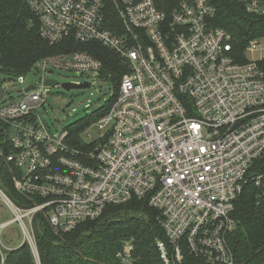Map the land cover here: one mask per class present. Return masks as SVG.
Here are the masks:
<instances>
[{"label": "built area", "instance_id": "1", "mask_svg": "<svg viewBox=\"0 0 264 264\" xmlns=\"http://www.w3.org/2000/svg\"><path fill=\"white\" fill-rule=\"evenodd\" d=\"M109 1L120 28L108 25ZM239 1L264 13V0ZM27 2L50 44L99 42L120 54L128 71L95 122L104 132L86 141H96L90 150L70 145L68 130L53 135L37 111L48 101L49 67L101 72L103 62L87 51L44 57L41 83L0 107V171L7 164L15 190L33 200L18 205L0 183V200L13 214L0 222V264L16 248L4 238L13 223L24 234L21 245L38 256L37 213L48 212L57 231H70L135 198L160 212L162 264H182L187 252L208 264H235L236 201L250 181L264 188L263 175H251L264 155L263 38L251 40L243 55L235 52L231 33L211 26L212 0H185L171 16L155 0ZM133 250L124 245L120 264H135Z\"/></svg>", "mask_w": 264, "mask_h": 264}, {"label": "trees", "instance_id": "2", "mask_svg": "<svg viewBox=\"0 0 264 264\" xmlns=\"http://www.w3.org/2000/svg\"><path fill=\"white\" fill-rule=\"evenodd\" d=\"M183 1L155 0L158 8L169 16ZM212 2L217 11L210 18L211 26L231 33L235 52L243 55L251 40L264 38V13H250L239 0ZM107 22L112 29L121 27L112 1L108 2ZM70 51H87L100 59L101 75H109L107 80L114 85V94L104 106L67 128L66 141L70 145L77 149L92 148L96 141L87 143L81 134L109 111L117 97L123 75L128 71L122 57L96 41L82 43L67 38L52 45L40 35L38 16L27 0H0L1 75L9 79L19 77L29 73L44 57ZM2 128L0 122V144L5 139ZM7 168V164L1 167L2 188L18 205L32 206L31 197L15 190ZM251 175H263L264 184V155L255 161ZM159 216L158 209L146 199L135 198L108 205L100 217L84 221L75 229L57 231L48 219V212L41 211L33 222L38 256L25 242L8 252L4 264H120L117 255L128 242L134 245L135 264H162L157 241L166 240V235ZM234 217L238 225L230 236V244L235 264H264V188L250 181L236 201ZM182 264L208 263L187 252Z\"/></svg>", "mask_w": 264, "mask_h": 264}, {"label": "rangeland", "instance_id": "3", "mask_svg": "<svg viewBox=\"0 0 264 264\" xmlns=\"http://www.w3.org/2000/svg\"><path fill=\"white\" fill-rule=\"evenodd\" d=\"M261 46L264 48V38L261 40ZM260 52L254 55L255 58L260 57ZM262 55L264 56V50ZM249 56H252L250 54ZM46 79H55L58 83L54 86L46 87L49 92L48 101L44 106L37 108L38 114L41 116L45 124L51 129L53 135L67 130L72 123L90 115L97 108L106 104L108 99L114 94V85L108 81V77L102 76L100 73L89 72L80 74L76 71L66 68L49 67L45 72ZM43 72L41 66L38 65L25 75V83H20L16 78H11L0 74V87L4 88V99H0V107L6 103L17 100L22 90H25L29 84L41 83ZM88 81L89 87L83 89H65L62 84L66 82L81 83ZM6 92V93H5ZM104 132L99 125L93 123L85 131L82 137L89 142L102 135ZM3 143V142H1ZM88 147L84 150H90ZM13 214L0 200V222L12 219ZM5 243H10L17 247L21 245L24 234L20 231L18 224L13 223L4 233ZM38 253V251H36Z\"/></svg>", "mask_w": 264, "mask_h": 264}, {"label": "water", "instance_id": "4", "mask_svg": "<svg viewBox=\"0 0 264 264\" xmlns=\"http://www.w3.org/2000/svg\"><path fill=\"white\" fill-rule=\"evenodd\" d=\"M57 81L55 79H51V78H48L45 82V84L47 86H54V85H57ZM90 83L88 81H84V82H81V83H72V82H66V83H63L62 86L67 89V90H70V89H83V88H87L89 87ZM35 87L34 86H29L26 88V91H29V90H32L34 89ZM4 96V89L3 87H0V99Z\"/></svg>", "mask_w": 264, "mask_h": 264}, {"label": "bare ground", "instance_id": "5", "mask_svg": "<svg viewBox=\"0 0 264 264\" xmlns=\"http://www.w3.org/2000/svg\"><path fill=\"white\" fill-rule=\"evenodd\" d=\"M37 16H38V15H37ZM38 19H39V18H38ZM62 42H63V41H62ZM62 42H61V43H62ZM38 65H39V62L36 64V66H38ZM36 66H35V67H36ZM35 67H34V68H35ZM25 75H26V74L21 75V76H24V77H25ZM19 77H20V76H19ZM17 78H18V77H17ZM29 86H34V87L36 88L37 85H35V83H34V84H29L27 87H29ZM35 88H34V89H35ZM3 89H4V88H3ZM34 89H32V90H34ZM29 91H30V90H29ZM22 92H28V91H26V89H25V90H22ZM1 167H2V166H1Z\"/></svg>", "mask_w": 264, "mask_h": 264}]
</instances>
